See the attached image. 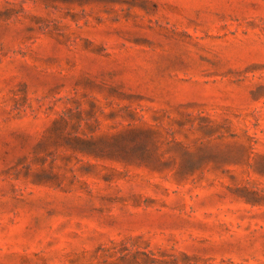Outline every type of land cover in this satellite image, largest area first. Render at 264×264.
Masks as SVG:
<instances>
[{
  "label": "rangeland",
  "instance_id": "1",
  "mask_svg": "<svg viewBox=\"0 0 264 264\" xmlns=\"http://www.w3.org/2000/svg\"><path fill=\"white\" fill-rule=\"evenodd\" d=\"M0 264H264V0H0Z\"/></svg>",
  "mask_w": 264,
  "mask_h": 264
}]
</instances>
